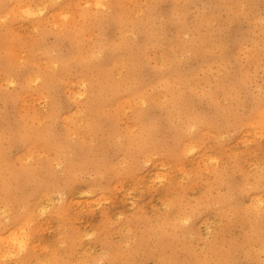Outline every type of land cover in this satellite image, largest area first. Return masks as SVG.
I'll list each match as a JSON object with an SVG mask.
<instances>
[{"label": "rangeland", "instance_id": "rangeland-1", "mask_svg": "<svg viewBox=\"0 0 264 264\" xmlns=\"http://www.w3.org/2000/svg\"><path fill=\"white\" fill-rule=\"evenodd\" d=\"M28 1L32 2L34 7L35 4L39 2L46 3L47 0ZM24 2L25 0H0V151L4 152L2 153L1 151V158L5 160V165L7 164L6 168L11 170V173L6 170L8 187L11 185L7 189L6 195L9 194L8 197L12 200L14 198L11 199V197L16 192L22 198H18L12 203L14 204L12 209H6L8 215H6V219L4 217L0 218V228L5 227V230L2 229V233L5 234L6 232L7 236L6 239L0 237V258H4L8 264H17L18 261L22 263L25 261L24 264H175L176 262V264H180L185 256H189L188 252L180 245H177V242L175 245L174 242L163 237L166 232L162 228L168 224L167 222L172 220V223L170 222L167 225V228H170L169 230L167 229V232L173 231L174 228L178 234L187 232L184 239L191 244L188 248H192L195 251V255L199 254V257H203L206 260V256L211 254L207 257V262L202 260V264L221 263L217 258L216 260L213 258L215 254L211 252L210 246L217 243L221 248L223 246L224 249H228L231 243H239L243 237H247L249 240V244L245 245V252L242 249H238L232 253L231 257L234 258H230L225 264H264V260H262L264 259V240H262L264 239V234H262V231H264L262 229L264 227V215H262L264 214V203H262L264 202L262 201L264 200L262 198L264 196V183H262L264 182V178H262L264 177V168H262L264 167L262 166L264 165L262 164L264 163V90H262L264 89V0H102V3L99 4L96 3L97 0H49L44 9L42 8L38 15H33L32 17L31 15L28 16L25 11L23 12ZM17 5L20 6V9ZM137 7H142L143 9H138ZM148 7L152 10L147 11ZM56 9L59 12L58 16L53 14ZM135 10L140 11H137L139 13L136 14ZM178 12L181 13L179 14L180 16L177 15ZM131 14L133 17H131ZM3 15L5 16L3 17ZM120 15L124 17H120ZM206 15L208 18H206ZM210 16L212 17L211 19ZM60 17L61 19H58ZM126 17L127 19H125ZM207 19L209 22H207ZM55 21H57L56 24ZM133 24H135V27ZM85 27H89L90 31ZM47 29L48 31H46ZM122 29L127 34H124ZM150 30L153 33H150ZM84 31L87 32L88 40ZM190 32L191 34H189ZM81 33L83 34L81 35ZM98 33L104 36H98ZM175 33L181 35L178 36ZM90 34L91 37H89ZM132 35L134 38L136 37L135 40ZM58 37L59 39H57ZM98 42L100 43L99 45ZM122 42L124 43L121 44ZM125 44L130 45L132 48L128 47V45H126L127 47L124 46ZM198 44L199 46H196ZM84 46L91 48L88 50ZM103 46L104 48H102ZM172 46L175 47L173 48ZM181 47H184V49ZM191 47L193 48L191 49ZM83 48L89 52L83 50ZM109 48L111 51L113 50V53L109 51ZM182 50H184V53ZM79 51L80 54H78ZM137 51L138 53L140 52V56L137 55ZM98 52L100 53L98 54ZM92 53L93 55H91ZM126 53H128V57ZM252 53L253 55H251ZM161 56L164 57V61ZM90 57L94 59H90ZM99 57L102 58L100 59ZM223 57L224 59H222ZM45 58L59 62L63 59H69L70 64L67 66L69 71L65 70L67 79L66 76L62 79L53 74V80L56 78L52 82H57L58 84H52L51 82L48 85H46L43 77L36 81L33 80L32 78L38 75L39 72V75L45 74L43 62ZM78 59L89 60L88 62L92 65L94 63L93 66L100 64L103 68H107V72L112 71V74L110 73L112 77L104 80L101 79L100 73L95 75V72H93L91 73L92 79L94 76L97 78L98 75L99 78H97L95 84L91 85L92 83H88L87 80L88 75H83L82 71L79 70L80 67L76 63ZM129 59L133 62L130 63ZM171 59L174 61L173 63ZM116 66L120 67L116 68ZM137 66L139 67L137 68ZM10 68H12L11 72L8 73ZM129 71L133 78L129 77ZM124 75L126 76L124 77ZM122 77L123 79H121ZM164 77L166 79L169 78L167 79V84L170 85V90L163 88ZM42 79L44 83H42ZM130 79L131 81L129 82ZM136 79H138V82H135ZM195 80L198 81V85ZM82 81L86 85H80L83 83ZM100 81H102V84H100ZM108 82L111 83L108 84ZM68 83L69 85H67ZM126 83L129 84L127 85ZM193 83L195 84L194 86L192 85ZM53 85L54 87L52 88ZM174 85H176V88ZM93 87L94 91L92 92ZM182 88L184 92H182ZM191 90L193 91L191 92ZM208 91L209 93H207ZM82 92H85L83 93L84 95ZM90 94L92 96L93 94L95 95L92 97ZM111 95L113 97L110 98ZM138 96L145 98L143 103ZM99 97L102 99L101 101ZM134 97H138L137 99L141 103L138 104L139 100L134 99ZM175 97V102H172L171 99H175ZM178 97L181 99L180 101ZM183 97L188 100H184ZM121 98L122 100L125 99L124 102L121 101ZM128 98L129 101H134L135 105L131 101L126 104ZM156 98L157 100H155ZM148 100L150 105L144 104ZM185 101L187 103L190 101L192 104L188 105ZM159 102L160 104H158ZM176 102H178L177 105ZM142 104V108H147L145 109L146 112L141 109ZM186 104L189 109L185 106ZM87 105L88 107H96L101 114H97L99 111L95 112L96 108L91 114L90 112L87 113V109L84 108ZM220 105H223V109ZM136 107L137 109H135ZM180 108L184 109L180 110ZM138 109L141 112L143 111L139 119L134 116L135 111L141 113ZM81 110L84 113L79 118ZM177 112L179 115L181 112L183 118L181 115H177ZM166 113L170 119H168ZM91 115L99 116L95 117V120L91 118L85 120V117H91ZM201 117H204V121ZM191 118L195 119L196 125L193 126V129L187 126L188 129L186 127L183 131L182 124ZM173 120L176 124L173 123ZM207 120L211 121L208 123ZM91 121L94 122L91 123ZM96 122L98 124L94 125ZM90 123L92 126L89 125ZM148 124L151 126L149 127ZM139 126L146 129L143 130ZM94 127V132H92ZM90 128L92 129L90 130ZM132 130L134 131L132 132ZM140 131L143 133H140ZM137 133L140 135H137ZM188 141L192 143L189 144ZM191 148L193 151H191ZM224 155H226L225 160ZM195 162L197 163L195 164ZM253 163L256 164L254 165ZM252 168L254 169L252 170ZM256 171H259V173ZM160 175H162V178ZM40 180L42 182H39ZM254 180H257L256 183L258 184H256V187H259L258 190H253L255 188L252 187V189L250 185H247L248 183L245 184L249 181L253 183ZM244 184L248 188L245 189L243 187ZM51 185H56V188L52 189L53 191L50 190ZM240 188H243L241 193L239 191ZM21 190L23 191L21 192ZM22 193L24 194L23 196ZM0 196H2L1 193ZM259 198L262 200L257 201ZM19 199L21 203H19ZM204 199L205 201H203ZM255 199H257V202H255ZM247 203L249 204L246 205ZM229 204L231 205L230 207L228 206ZM258 205L261 209H258ZM248 206L249 208L247 209ZM231 207L235 210L237 209V214L232 213L233 209ZM219 209L222 213L219 212ZM257 209L259 212L256 211ZM13 214H15V217ZM220 214L225 216V220L221 219ZM244 214L246 216L243 217ZM25 218L29 222L24 224L22 219L25 220ZM176 220H179L178 223L175 222ZM253 220H255L254 223ZM235 222L236 224H234ZM161 224L163 226L160 229L158 226ZM176 224L179 226L177 227ZM255 227L260 228L258 231L260 236H262L261 238L253 237ZM14 232L18 233L15 234ZM19 232L21 237L18 236ZM18 237L22 241H17ZM10 238L11 240H9ZM66 240L68 243H66ZM258 240L260 241L258 242ZM23 242L26 245L24 247L25 252L22 250L23 246L20 248V244L22 243L21 245H23ZM251 242L252 244H250ZM17 244L19 250H21L19 252ZM248 247L249 249H247ZM180 248L182 249L180 250ZM1 256L4 257L2 258ZM211 258L215 261L214 263Z\"/></svg>", "mask_w": 264, "mask_h": 264}, {"label": "bare ground", "instance_id": "bare-ground-1", "mask_svg": "<svg viewBox=\"0 0 264 264\" xmlns=\"http://www.w3.org/2000/svg\"><path fill=\"white\" fill-rule=\"evenodd\" d=\"M20 1H21V0H20ZM33 1H34V0H33ZM41 1H45V0H41ZM47 1H49V0H47ZM47 1H46V3H44V2H39V3L35 4V6L33 7V6H32V5H33L32 2H30V1H28V0H25V2H24V6H23V8H24V9H23V12L25 11V12L28 14V16L31 15V17H32L33 15H38V13H40V11L42 10V8L44 9L45 5H47V3H49V2H47ZM56 1H57V0H56ZM130 1H131V0H130ZM203 1H204V0H203ZM214 1H215V0H214ZM253 1H254V0H253ZM17 2H18V1H17ZM85 2H86V1H85ZM153 2H154V1H153ZM158 2H159V1H158ZM193 2H194V1H193ZM193 2H192V3H193ZM200 2H201V1H200ZM246 2H247V1H246ZM246 2H245V3H246ZM18 3H20V2H18ZM41 3H42V5H40ZM54 3H55V2H54ZM83 3H84V2H83ZM96 3H98V4H99V3H102V0H97ZM116 3H117V2H116ZM116 3H115V4H116ZM155 3H156V2H155ZM15 4H16V3H15ZM74 4H75V3H74ZM142 4H143V3H142ZM144 4H145V3H144ZM200 4H201V3H200ZM208 4H209V3H208ZM210 4H211V3H210ZM12 5H13V4H12ZM50 5H51V4H50ZM82 5H83V4H82ZM117 5H118V3H117ZM154 5H155V4H154ZM239 5H240V4H239ZM244 5H246V4H244ZM17 6H19V5H17ZM100 6H101V5H100ZM170 6H171V5H170ZM212 6H213V5H212ZM35 7H36V8H35ZM97 7H98V6H97ZM102 7H103V5H102ZM115 7H116V6H115ZM115 7H114V8H115ZM144 7H145V6H144ZM146 7H147V6H146ZM11 8H12V7H11ZM58 8H60V7H58ZM70 8H72V7H70ZM75 8H76V7H75ZM83 8H85V7H83ZM103 8H104V7H103ZM116 8H117V7H116ZM137 8H138V7H137ZM141 8H142V7H141ZM141 8H138V9H141ZM153 8H154V7H153ZM187 8H188V7H187ZM196 8H197V7H196ZM203 8H204V7H203ZM2 9H3V8H2ZM19 9H20V6H19ZM45 9H46V8H45ZM135 9H136V8H135ZM142 9H143V8H142ZM238 9H239V8H238ZM248 9H249V8H248ZM15 10H16V8H15ZM59 10H60V9H59ZM84 10H85V9H84ZM132 10H133V9H132ZM148 10L151 11L152 9L148 7L147 11H148ZM43 11H44V10H43ZM55 11H56V13H55ZM55 11H54L53 14H55V15L58 16V14H59L58 10L56 9ZM63 11H64V9H63ZM68 11L70 12V10H68ZM87 11H88V10H87ZM105 11H106V10H105ZM135 11H136V10H135ZM135 11H134V12H135ZM137 11H140V10H137ZM137 11H136V14L139 13V12L137 13ZM243 11H244V10H243ZM246 11H247V10H246ZM57 12H58V13H57ZM98 12H99V11H98ZM100 12H101V11H100ZM201 12H202V11H201ZM18 13H19V12H18ZM60 13H61V12H60ZM67 13H68V12H67ZM85 13H86V12H85ZM120 13H121V12H120ZM131 13H132V12H131ZM173 13H174V11H173ZM230 13H231V11H230ZM237 13H238V12H237ZM244 13H245V12H244ZM0 14H1V13H0ZM50 14H51V13H50ZM79 14H80V13H79ZM91 14H92V13H91ZM98 14H99V13H98ZM98 14H97V15H98ZM128 14H129V13H128ZM179 14H181V13L178 12L177 15L180 16ZM88 15H89V14H88ZM88 15H87V16H88ZM111 15H112V14H111ZM133 15H135V14H133ZM217 15H218V13H217ZM234 15H235V14H234ZM234 15H233V16H234ZM246 15H247V14H246ZM4 16H5V15H3V17H4ZM15 16H16V15H15ZM42 16H43V15H42ZM51 16H52V15H51ZM89 16H91V15H89ZM94 16H95V15H94ZM99 16H101V15H99ZM121 16H122V15H120V17H121ZM127 16H128V15H127ZM135 16H136V15H135ZM137 16H138V15H137ZM151 16H152V15H151ZM151 16H150V17H151ZM178 16H176V17H178ZM206 16H207V15H206ZM212 16H213V15H212ZM85 17H86V16H85ZM96 17H97V16H96ZM96 17H95V18H96ZM112 17H113V16H112ZM122 17H124V16H122ZM131 17H133L132 14H131ZM148 17H149V14H148ZM160 17H161V16H160ZM182 17H183V16H182ZM182 17H181V18H182ZM231 17H232V16H231ZM43 18H44V17H43ZM46 18H47V17H46ZM50 18H51V17H50ZM87 18H88V17H87ZM89 18H90V17H89ZM114 18H115V17H114ZM145 18H146V17H145ZM145 18H144V20H145ZM185 18H186V17H185ZM206 18H208V16H207ZM211 18H212V17L210 16V19H211ZM1 19H2V18H1ZM8 19H9V18H8ZM41 19H42V18H41ZM41 19H40V20H41ZM47 19H48V18H47ZM58 19H61V17L58 18ZM74 19H75V18H74ZM78 19H79V18H78ZM91 19H92V18H91ZM98 19H99V18H98ZM101 19H102V17H101ZM125 19H127V17H126ZM156 19H157V18H156ZM158 19H159V18H158ZM182 19H183V18H182ZM202 19H203V18H202ZM4 20H5V18H4ZM33 20H34V19H33ZM55 20H56V19H55ZM87 20H88V19H87ZM103 20H104V19H103ZM133 20H134V19H133ZM137 20H138V19H137ZM204 20H205V19H204ZM0 21H1V20H0ZM67 21H68V20H67ZM82 21H83V20H82ZM94 21H96V20H94ZM99 21H100V20H99ZM174 21H175V20H174ZM217 21H218V20H217ZM38 22L40 23V21H38ZM38 22H36V23L38 24ZM123 22H124V21H123ZM125 22H126V21H125ZM130 22H131V21H130ZM150 22H151V21H150ZM176 22H178V21H176ZM179 22H180V21H179ZM207 22H209L208 19H207ZM255 22H256V21H255ZM2 23H3V21H2ZM36 23H35V24H36ZM56 23H57V21H55V24H56ZM63 23H65V22H63ZM78 23H79V22H78ZM93 23H94V22H93ZM96 23H98V22H96ZM96 23H95V24H96ZM132 23H133V22H132ZM180 23H181V22H180ZM183 23H184V22H183ZM232 23H233V22H232ZM16 24H17V23H16ZM21 24H22V23H21ZM32 24H33V23H32ZM85 24H86V23H85ZM98 24H99V23H98ZM98 24H97V25H98ZM115 24H116V23H115ZM136 24H137V22H136ZM141 24H142V23H141ZM150 24H151V23H150ZM150 24H149V25H150ZM155 24H156V23H155ZM172 24H173V23H172ZM184 24H185V23H184ZM8 25H9V24H8ZM27 25H28V24H27ZM38 25H39V24H38ZM61 25H62V24H61ZM64 25H65V24H64ZM71 25H72V24H71ZM89 25H90V23H89ZM133 25H134V27H135V24H133ZM175 25H176V24H175ZM179 25H181V24H179ZM190 25H191V24H190ZM208 25H209V24H208ZM17 26H18V25H17ZM20 26H21V25H20ZM31 26H32V25H31ZM40 26H41V25H40ZM69 26H70V25H69ZM101 26H102V25H101ZM101 26H99V27H101ZM177 26H178V24H177ZM181 26H182V25H181ZM183 26H184V25H183ZM57 27H58V26H57ZM99 27H95V28L98 29ZM120 27H122V26H120ZM134 27H133V28H134ZM147 27H148V26H147ZM202 27H203V26H202ZM19 28H20V27H19ZM33 28H35V27H33ZM44 28H45V27H44ZM85 28H86V27H85ZM88 28H89V27H88ZM88 28H86V29L89 30ZM150 28H151V27H150ZM150 28H149V29H150ZM183 28L185 29V27H183ZM226 28H227V27H226ZM22 29H23V28H22ZM59 29H61V28H59ZM62 29H63V28H62ZM92 29H93V28H92ZM127 29H128V28H127ZM127 29H125V30H127ZM134 29H135V28H134ZM162 29H163V28H162ZM188 29H189V28H188ZM188 29H187V30H188ZM190 29H191V28H190ZM203 29H204V28H203ZM20 30H21V29H20ZM20 30H19V31H20ZM74 30H75V29H74ZM99 30H100V29H99ZM103 30H104V29H103ZM135 30H137V29H135ZM152 30H153V29H152ZM180 30H181V28H180ZM180 30H179V31H180ZM33 31H34V30H33ZM41 31H42V30H41ZM46 31H48V29H47ZM60 31H61V30H60ZM60 31H59V33H61ZM65 31H66V30H65ZM70 31H71V30H70ZM85 31H86V30H85ZM85 31H84V32H85ZM89 31H90V30H89ZM89 31H88V32H89ZM122 31H124V30L122 29ZM130 31H131V30H130ZM176 31H178V30H176ZM183 31L185 32V30H183ZM219 31H220V30H219ZM219 31H218V32H219ZM135 32H136V31H135ZM141 32H142V31H141ZM181 32H182V30H181ZM220 32H221V31H220ZM59 33H57V34H59ZM64 33H65V32H64ZM74 33H75V32H74ZM123 33H124V34H127L126 31H124ZM129 33H130V32H129ZM131 33H132V32H131ZM139 33H140V32H139ZM142 33H143V32H142ZM150 33H153V31L151 32V30H150ZM186 33H187V32H186ZM21 34H22V32H21ZM67 34H68V33H67ZM67 34H66V35H67ZM82 34H83V33H81V35H82ZM88 34H89V33H88ZM95 34H96V33H95ZM124 34H123V35H124ZM136 34H137V33H136ZM155 34H156V33H155ZM175 34H177V33H175ZM189 34H191V32H190ZM189 34H188V35H189ZM30 35H31V34H30ZM42 35H43V34H42ZM62 35H63V34H62ZM70 35H71V34H70ZM77 35H78V34H77ZM96 35H97V34H96ZM96 35H95V36H96ZM101 35H103V34H101ZM101 35H99V33H98V36H101ZM142 35H143V34H142ZM153 35H154V34H153ZM177 35L180 36L181 34H180V35L177 34ZM186 35H187V34H186ZM17 36H18V35H17ZM32 36H34V35H32ZM38 36H39V34H38ZM92 36H94V35H92ZM103 36H104V35H103ZM126 36H127V35H126ZM129 36H130V35H129ZM138 36H139V35H138ZM189 36H190V35H189ZM70 37H71V36H70ZM72 37L74 38V36H72ZM75 37H76V36H75ZM83 37H84V36H83ZM85 37H86V39H87V37H88V36H87V32H85ZM85 37H84V38H85ZM89 37H91V34H90ZM105 37H106V36H105ZM119 37H120V36H119ZM130 37H131V36H130ZM132 37H133V35H132ZM143 37H144V36H143ZM182 37H183V36H182ZM197 37H198V36H197ZM35 38H36V37H35ZM62 38H64V37H62ZM102 38L104 39V37H102ZM128 38H129V37H128ZM133 38H134V37H133ZM180 38H181V37H180ZM57 39H59V37H58ZM77 39H78V38H77ZM89 39H91V38H89ZM126 39H127V38H126ZM130 39H131V38H130ZM135 39H136V37L134 38V40H135ZM146 39H147V38H146ZM149 39H150V38H149ZM188 39H189V38H188ZM194 39H196V38H194ZM200 39H202V38H200ZM227 39H228V37H227ZM15 40H16V39H15ZM87 40H88V39H87ZM87 40H86V43H87ZM101 40H102V39H101ZM101 40H99V41L101 42ZM107 40H108V39H107ZM182 40H183V39H182ZM192 40H193V39H192ZM192 40H191V43H192ZM31 41H32V40H31ZM35 41H36V40H35ZM102 41H103V40H102ZM131 41H132V40H131ZM136 41H137V40H136ZM186 41H187V40H186ZM188 41H189V40H188ZM194 41H195V40H194ZM199 41H200V40H199ZM227 41H228V40H227ZM74 42H75V41H74ZM74 42H73V43H74ZM88 42H89V41H88ZM129 42H130V41H129ZM132 42H133V41H132ZM189 42H190V41H189ZM189 42H188V43H189ZM200 42H202V41H200ZM254 42H255V41H254ZM36 43H37V42H36ZM56 43H57V42H56ZM86 43H85V45H86ZM123 43H124V42H122L121 44H123ZM134 43H135V42H134ZM177 43H178V42H177ZM179 43H180V42H179ZM198 43H199V42H198ZM202 43H203V42H202ZM202 43H200V45H202ZM215 43H216V42H215ZM228 43H229V42H228ZM59 44H60V43H59ZM77 44H78V42H77ZM87 44H88V43H87ZM94 44H95V42H94ZM96 44H97V43H96ZM99 44H100V43L98 42V45H99ZM101 44H103V43H101ZM115 44H116V42H115ZM115 44H114V45H115ZM128 44H129V43H128ZM128 44H125L124 46H126V45H128ZM130 44H131V42H130ZM135 44H136V43H135ZM184 44H185V41H184ZM196 44H197V43H196ZM218 44H219V43H218ZM78 45H79V44H78ZM90 45H91V44H90ZM98 45H97V46H98ZM104 45H105V44H104ZM109 45H110V44H109ZM131 45H132V44H131ZM173 45H174V43H173ZM177 45H179V44H177ZM177 45H176V47H177ZM187 45H188V44H187ZM194 45H195V44H194ZM216 45H217V43H216ZM219 45H220V44H219ZM26 46H27V45H26ZM79 46H80V45H79ZM101 46H102V45H101ZM105 46H106V45H105ZM133 46H136V45H133ZM158 46H160V45H158ZM158 46H157V47H158ZM169 46H171V45L169 44ZM181 46H183V44H181ZM192 46H193V45H192ZM196 46H199V44L196 45ZM228 46H229V45H228ZM4 47H5V46H4ZM57 47H58V45H57ZM73 47H74V46H73ZM84 47L87 48V46H84ZM111 47H112V44H111ZM111 47H110V48H111ZM126 47H127V46H126ZM128 47H131V46L128 45ZM137 47H138V44H137ZM141 47H142V46H141ZM141 47H140V48H141ZM157 47H156V48H157ZM172 47H173V46H172ZM174 47H175V46H174ZM174 47H173V48H174ZM242 47H243V46H242ZM45 48H46V47H45ZM45 48H44V49H45ZM89 48H91V47L88 46L87 49L89 50ZM96 48H97V47H96ZM102 48H104V46H103ZM110 48H109V51L113 53V50L111 51L112 48H111V49H110ZM114 48H115V46H114ZM121 48H123V46H121ZM124 48H125V47H124ZM131 48H132V47H131ZM134 48H135V47H134ZM178 48L180 49L179 46H178ZM181 48H182V47H181ZM192 48H193V47H191V49H192ZM198 48H199V47H198ZM198 48H197V50H198ZM206 48H207V47H206ZM217 48H218V47H217ZM12 49H13V48H12ZM25 49H26V48H25ZM74 49H75V48H74ZM87 49H84V48H83V50H86V51H87ZM92 49H93V50H96V49H94V48H92ZM99 49H100V47H99ZM125 49H126V48H125ZM125 49H124V50H125ZM128 49H129V48H128ZM142 49H143V48H142ZM142 49H141V50H142ZM168 49L170 50V48H168ZM175 49H177V48H175ZM182 49H184V47H183ZM186 49H187V48H186ZM189 49H190V48H189ZM191 49H190V50H191ZM195 49H196V48H195ZM208 49H209V48H208ZM208 49H207V50H208ZM26 50H27V49H26ZM48 50H49V49H48ZM52 50H53V49H52ZM72 50H73V49H72ZM72 50H71V52H72ZM97 50H98V49H97ZM114 50H115V49H114ZM121 50H122V49H121ZM135 50H137V49H135ZM144 50H145V49H144ZM144 50H143V53H144ZM177 50H178V49H177ZM190 50H189V51H190ZM246 50H247V49H246ZM50 51H51V50H50ZM57 51H58V50H57ZM61 51H62V50H61ZM86 51H85V52H86ZM139 51H140V50H139ZM170 51H171V50H170ZM174 51H175V50H174ZM182 51H183V53H184V50H182ZM185 51H186V50H185ZM193 51L196 52V50H194V49H193ZM242 51H243V50H242ZM13 52H14V51H13ZM29 52H30V51H29ZM37 52H38V51H37ZM45 52H46V51H45ZM85 52H84V53H85ZM87 52H89V51H87ZM133 52H135V51H133ZM148 52H149V51H148ZM180 52H181V51H180ZM221 52H222V51H221ZM2 53H3V52H2ZM50 53H52V52H50ZM99 53H100V52H98V54H99ZM112 53H111V54H112ZM114 53H115V52H114ZM135 53H136V52H135ZM137 53H138V51H137ZM139 53H140V52H139ZM139 53H138L137 55H139ZM149 53H150V52H149ZM185 53H186V52H185ZM190 53H191V52H190ZM202 53H203V52H202ZM207 53H208V52H207ZM14 54H15V53H14ZM44 54H46V53H44ZM52 54H53V53H52ZM78 54H80V51H79ZM81 54H82V53H81ZM141 54H142V53H141ZM158 54H159V53H158ZM158 54H157V55H158ZM160 54H161V53H160ZM177 54H178V53H177ZM245 54H246V53H245ZM46 55H47V54H46ZM67 55H69V54H67ZM91 55H93V53H92ZM91 55H90V56H91ZM94 55H95V54H94ZM115 55H116V54H115ZM115 55H114V56H115ZM127 55H128V53H126V56H127ZM133 55L136 57L135 54H133ZM133 55H132V56H133ZM147 55H149V54L147 53ZM180 55L182 56V54H180ZM223 55H224V54H223ZM230 55H231V54H230ZM236 55H237V54H236ZM251 55H253V53H252ZM23 56H24V55H23ZM32 56H33V54H32ZM59 56H60V55H59ZM80 56H82V55H80ZM86 56H87V55H86ZM88 56H89V54H88ZM101 56H102V55H101ZM124 56H125V54H124ZM139 56H140V55H139ZM221 56H222V55H221ZM241 56H242V55H241ZM243 56H244V55H243ZM77 57H79V56H77ZM97 57H98V56H97ZM112 57H113V56H112ZM127 57H128V56H127ZM127 57H126V59L128 60ZM153 57H154V56H153ZM158 57H159V55H158ZM161 57H162V56H161ZM161 57H160V58H161ZM219 57H220V56H219ZM28 58H29V57H28ZM28 58H27V59H28ZM33 58H34V57H33ZM52 58H53V57H52ZM65 58H67V57H65ZM74 58H76V57H74ZM82 58H83V57H82ZM86 58H87V57H86ZM92 58H93V57H92ZM92 58L90 57V59H92ZM99 58H100V57H99ZM101 58H102V57H101ZM101 58H100V59H101ZM124 58H125V57H124ZM124 58H123V59H124ZM132 58L134 59V57H132ZM137 58H138V57H137ZM162 58H163V61H164V57H162ZM171 58H172V57H171ZM174 58H176V57H174ZM227 58H228V57H227ZM71 59H72V58H71ZM76 59H77V58H76ZM93 59H94V58H93ZM97 59H98V58H97ZM121 59H122V58H121ZM139 59H141V58H139ZM139 59H138V60H139ZM144 59H145V58H144ZM155 59H156V58H155ZM165 59H166V58H165ZM167 59H168V58H167ZM169 59H170V58H169ZM222 59H224V57H223ZM13 60H14V59H13ZM58 60H59V59H58ZM74 60H75V59H74ZM127 60H126V61H127ZM129 60H130V59H129ZM159 60H160V59H159ZM161 60H162V59H161ZM173 60H174V59H173ZM219 60H220V59H219ZM244 60H245V59H244ZM19 61H20V60H19ZM21 61H22V60H21ZM34 61H35V60H34ZM61 61H62V62H61ZM61 61L59 62V61H57V60H53V59L49 60V59L45 58V59L43 60V62H44V66H45V68H44V70H45L44 73H45V74H44V75H39L40 72L38 73V75L32 74V75H35L32 79L36 81V80L40 79L41 77H43V79H44L46 85H48L49 83L52 82L53 77H54L53 74L56 75V77H59V78L64 79L63 77H65L66 74H67V72L65 73V70H66V71H67V70L69 71V68L67 69V66L70 64V60H69V59H68V60L63 59V60H61ZM88 61H89V60H86V59H78V62H76L77 65H78V67H80L79 70L82 71L83 75H88V77H87L88 83H90V84L92 83L91 85L95 84V82L97 81V78H99V77H98L99 75L102 77L101 79H104V80L107 79L108 77H112V75H111V74H112V73H111L112 71H111V72H109V71L107 72V70H106L107 68H103V66H101L100 64H97L96 66H93L94 63H93V65H92V64L89 63ZM139 61H140V60H139ZM168 61H169V60H168ZM168 61H167V62H168ZM171 61H172V59H171ZM176 61H177V60H176ZM43 62H42V63H43ZM102 62H103V61H102ZM111 62H112V61H111ZM111 62H109V63H111ZM115 62H116V60H115ZM115 62H113V64H115ZM120 62H122V61L120 60ZM131 62H133V61L130 60V63H131ZM158 62H159V61H158ZM173 62H174V61H172V63H173ZM16 63H17V62H16ZM95 63H96V62H95ZM130 63H127V64H130ZM136 63H137V62H136ZM143 63H144V62H143ZM165 63H166V62H165ZM210 63H211V62H210ZM122 64H123V63H122ZM134 64H135V63H134ZM138 64H139V63H138ZM138 64H137V65H138ZM157 64H158V63H157ZM160 64H162V63L160 62ZM163 64H164V62H163ZM167 64H169V63H167ZM230 64H231V63H230ZM22 65H23V64H22ZM75 65H76V64H75ZM75 65H74V66H75ZM99 65H100V66H99ZM173 65H174V64H173ZM173 65H172V66H173ZM97 66H99V67H97ZM114 66H115V65H114ZM121 66H122V65H121ZM123 66H125V65L123 64ZM123 66H122V67H123ZM127 66H128V65H127ZM134 66H135V65H134ZM157 66H158V65H157ZM159 66H160V65H159ZM12 67H13V66H12ZM95 67H97V68H95ZM112 67H113V66H112ZM117 67H120V66H116V68H117ZM125 67H126V66H125ZM131 67H133V66H131ZM138 67H139V66H137V68H138ZM164 67H165V66H164ZM164 67H163V68H164ZM175 67H176V66H175ZM256 67H257V66H256ZM72 68H73V67H72ZM76 68H77V67H76ZM93 68H95V69H93ZM220 68H221V67H220ZM11 69H12V68L8 69V70H9L8 73L11 72ZM74 69H75V68H74ZM158 69H159V68H158ZM172 69H173V68H172ZM253 69H254V68H253ZM70 70H71V68H70ZM112 70H113V68H112ZM119 70H120V69H119ZM139 70H140V69H139ZM80 71H79V72H80ZM115 71H116V70H115ZM120 71H121V70H120ZM127 71H128V70H127ZM72 72H74V71H72ZM93 72H95V75H96L97 73H100V74L97 76V78L94 76L93 79H92V76H91L92 74H91V73H93ZM122 72H124V71H122ZM215 72H216V71H215ZM255 72H256V71H255ZM13 73H14V72H13ZM70 73H71V71H70ZM110 73H111V74H110ZM113 73H114V72H113ZM129 73H130V71H129ZM10 74H11V73H10ZM68 74H69V73H68ZM75 74H76V73H75ZM116 74H117V73H116ZM120 74H121V73H120ZM14 75H16V74H14ZM32 75H31V76H32ZM121 75H122V74H121ZM128 75H130L129 77H131V73L128 74ZM128 75H127V76H128ZM132 75H133V74H132ZM156 75H157V74H156ZM254 75H255V74H254ZM10 76H11V75H10ZM76 76H77V75H76ZM118 76H119V73H118ZM125 76H126V75H124V77H125ZM133 76H134V75H133ZM218 76H220V75H218ZM17 77H18V75H17ZM56 77H55V78H56ZM114 77H115V76H114ZM120 77H121V76H120ZM175 77H176V76H175ZM251 77H252V76H251ZM55 78H54L53 81H55ZM115 78H116V77H115ZM131 78H133V77H131ZM142 78H143V77H142ZM181 78H182V76H181ZM181 78H180V80H181ZM214 78H215V77H214ZM43 79H42V83H44ZM66 79H67V76H66ZM110 79H111V78H110ZM112 79H113V78H112ZM116 79H117V78H116ZM119 79H120V78H119ZM121 79H123V77H122ZM167 79H169V78H167ZM167 79H166L165 77L163 78V88H165V89H169V87H170V85L167 84V83H168V82H167ZM28 80H29V79H28ZM80 80H81V79H80ZM82 80L84 81V79H82ZM98 80H99V79H98ZM107 80H108V79H107ZM107 80H106V81H107ZM180 80H179V81H180ZM31 81H32V80H31ZM62 81H63V80H62ZM68 81H69V80H68ZM83 81H82V82H83ZM102 81H103V80H102ZM102 81H100V84H102ZM106 81H105V83H106ZM109 81H111V80H109ZM114 81H115V79H114ZM126 81H127V80H126ZM130 81H131V79L129 80V82H130ZM66 82H67V81H66ZM74 82H75V81H74ZM79 82H81V81H79ZM135 82H138V79H136ZM170 82H171V81H170ZM195 82H197V85L199 84L198 81L195 80ZM195 82H194V83H195ZM11 83H12V82H11ZM34 83H35V82H34ZM53 83L56 84L57 82H52V84H53ZM72 83H73V82H72ZM103 83H104V82H103ZM105 83H104V84H105ZM109 83H111V82H108V84H109ZM113 83H114V82H113ZM113 83H112V84H113ZM133 83H134V82H133ZM161 83H162V82H161ZM194 83L192 84L193 86L195 85ZM57 84H58V83H57ZM77 84H78V83H77ZM104 84H103V86H104ZM108 84H107V85H108ZM126 84H127V83H126ZM128 84H129V83H128ZM128 84H127V85H128ZM131 84H132V83H131ZM172 84H174V83H172ZM42 85H43V84H42ZM44 85H45V84H44ZM46 85H45V87H46ZM67 85H69V83H68ZM80 85H83V86H84V85H86V84H85V82H83V83L80 84ZM110 85H111V84H110ZM113 85H114V84H113ZM154 85H155V84H154ZM177 85H179V84H177ZM218 85H219V84H218ZM36 86H37V85H36ZM83 86H82V87H83ZM99 86H100V85H99ZM99 86H98V87H99ZM105 86H106V85H105ZM111 86H112V85H111ZM115 86H116V85H115ZM124 86H125V85H124ZM131 86H132V85H131ZM172 86H173V85H172ZM181 86L183 87V85H181ZM188 86H189V84H188ZM190 86H191V85H190ZM200 86H202V85H200ZM53 87H54V85L52 86V88H53ZM70 87H72V86H70ZM70 87H69V88H70ZM86 87H87V86H86ZM91 87H92V86H91ZM118 87H119V85H118ZM121 87H123V86L121 85ZM126 87L129 88L130 86H126ZM151 87H152V86H151ZM151 87H150V88H151ZM174 87L176 88V85H174ZM227 87H228V86H227ZM227 87H226V89H227ZM18 88H19V87H18ZM49 88H50V87H49ZM106 88L108 89V87H106ZM113 88H114V87H113ZM119 88H120V87H119ZM123 88H124V87H123ZM155 88H156V87H155ZM178 88H179V87H178ZM183 88H184V87H183ZM183 88H182L181 90H183ZM194 88H195V87H194ZM197 88H198V87H197ZM67 89H68V88H67ZM81 89H82V88H81ZM88 89H89V88H88ZM92 89H93V90H92ZM92 89H91V90H92V92H93V91H94V87H93ZM99 89H100V88H99ZM102 89H103V88H102ZM115 89H116V88H115ZM145 89H146V88H145ZM145 89H144V90H145ZM153 89H154V88H153ZM209 89H210V88H209ZM209 89H208V90H209ZM232 89H233V88H232ZM234 89H235V88H234ZM256 89H257V88H256ZM82 90H83V89H82ZM100 90H101V89H100ZM123 90H124V89H123ZM144 90H143V91H144ZM169 90H170V89H169ZM169 90H168V91H169ZM171 90H172V89H171ZM176 90H177V89H176ZM181 90H180V91H181ZM188 90H189V89H188ZM210 90H212V89H210ZM210 90H209V91H210ZM262 90H264V89H262ZM83 91H85V90H83ZM104 91H105V89H104ZM106 91H107V90H106ZM113 91H116V90H113ZM113 91H112V94H113ZM125 91H126V88H125ZM146 91H148V90H146ZM180 91H178V92H180ZM192 91H193V90H191V92H192ZM194 91H195V90H194ZM199 91H201V90L199 89ZM209 91H208L207 93H209ZM235 91H236V90H235ZM4 92L6 93V91H4ZM45 92H46V91H45ZM72 92H73V91H72ZM123 92H124V91H123ZM150 92H151V90H150ZM159 92H160V90H159ZM182 92H184V90H183ZM182 92H181V94H182ZM191 92H190V93H191ZM201 92H202V91H201ZM211 92H212V91H211ZM211 92H210V93H211ZM258 92H259V91H258ZM83 93H85V92H82V94H83ZM96 93L98 94L97 91H96ZM100 93H101V92H100ZM108 93H109V92H108ZM155 93H156V92H155ZM155 93H154V94H155ZM168 93H169V92H168ZM170 93H171V92H170ZM231 93H232V92H231ZM37 94H38V93H37ZM80 94H81V93H80ZM115 94H116V93H115ZM154 94H153V96H154ZM178 94H179V93H178ZM196 94H197V93H196ZM200 94H201V93H200ZM226 94H227V93H226ZM255 94H256V93H255ZM1 95H2V94H1ZM83 95H84V94H83ZM90 95H91V94H90ZM90 95H89V96H90ZM94 95H95V94H93V96H94ZM98 95H99V94H98ZM108 95H109V94H108ZM160 95H162V94H160ZM167 95H168V94H167ZM169 95L174 96V95H172V94H169ZM50 96H51V95H50ZM91 96H92V95H91ZM93 96H92V97H93ZM113 96H114V94H113ZM113 96L111 95L110 98L113 97ZM153 96H152V98H153ZM163 96H164V95H163ZM175 96H176V95H175ZM177 96H178V95H177ZM185 96H186V95H185ZM224 96H225V95H224ZM33 97H34V96H33ZM38 97H39V96H38ZM75 97H76V96H75ZM80 97H81V96H80ZM102 97H103V96H102ZM138 97H139V99L141 100V102L143 103L144 100H145V98H144V97H141V96H138ZM138 97H137V98H138ZM159 97H160V96H159ZM165 97H167V96H165ZM187 97H188V96H187ZM243 97H244V96H243ZM5 98H6V97H5ZM30 98H31V97H30ZM103 98H104V97H103ZM137 98L134 97V99L139 100V99H137ZM146 98H148V97H146ZM160 98H161V97H160ZM181 98H182V97H181ZM39 99H40V98H39ZM86 99H87V98H86ZM91 99H92V98H91ZM99 99H100V101L102 100L100 97H99ZM99 99H98V100H99ZM117 99H118V98H117ZM130 99H131V98H130ZM148 99H149V98H148ZM165 99H166V98H165ZM170 99H171V98H170ZM183 99H184V97H183ZM238 99H239V98H238ZM240 99H241V98H240ZM15 100H16V99H15ZM29 100H30V99H29ZM94 100H95V99H94ZM104 100H105V99H104ZM107 100H108V99H107ZM124 100H125V99H124ZM124 100H122V98H121V101L124 102ZM127 100H128V101H127L126 104H129L131 100L129 101V98H128ZM140 100H139L138 104L141 103ZM146 100H147V99H146ZM155 100H157V98H156ZM174 100H176V97H175V99H174V98L171 99L172 102H175ZM178 100L180 101L181 99L178 97ZM184 100L187 101L188 99L186 98V99H184ZM190 100H191V98H190ZM4 101H5V100H4ZM35 101H36V100H35ZM90 101H91V100H90ZM95 101H97V100H95ZM105 101H106V100H105ZM179 101H178V102H179ZM186 101H185V102H186ZM225 101H226V100H225ZM225 101H224V102H225ZM237 101H238V100H237ZM241 101H242V100H241ZM50 102H51V101H50ZM83 102H85V101H83ZM83 102H82V104H83ZM93 102H94V101H93ZM106 102H107V101H106ZM128 102H129V103H128ZM131 102H132V101H131ZM133 102H134V101H133ZM133 102H132V103H133ZM178 102H176V105H177ZM182 102H183V101H182ZM189 102H190V101H188V103H187V102H186V103H187L188 105H189V104L191 105L192 103H191V102L189 103ZM37 103H38V102H37ZM91 103H92V101H91ZM91 103H90V104H91ZM96 103H97V102H96ZM117 103H118V102H117ZM117 103H116V104H117ZM152 103H153V102H152ZM225 103H227V102H225ZM44 104H45V103H44ZM120 104H122V103H120ZM120 104H119V105H120ZM144 104H149V105H150L149 100H148L147 103H144ZM158 104H160V102H159ZM165 104H166V103H165ZM169 104H170V101H169ZM187 104H186L185 106H187ZM228 104H229V103H228ZM235 104H236V103H235ZM88 105H89V104H88ZM88 105H87V107H88ZM96 105H97V104H96ZM104 105H105V104H104ZM117 105H118V104H117ZM134 105H135V102H134ZM149 105H148V107H149ZM152 105H153V104H152ZM194 105H195V104H194ZM225 105H227V104H225ZM241 105H242V104H241ZM80 106H81V105H80ZM113 106H114V105H113ZM120 106H121V105H120ZM126 106H127V105H126ZM139 106H140V105H139ZM139 106H137V107H139ZM142 106H143V104L141 105V109H144V108H142ZM146 106H147V105H146ZM167 106H168V104H167ZM171 106H172V105H171ZM185 106H183V107L185 108ZM220 106H221V105H220ZM43 107H44V106H43ZM52 107H53V106H52ZM82 107H83V106H82ZM87 107L84 106V108L87 109V113L90 112V114H91L92 111L95 110V108H96V107H88V108H89V111H88V108H87ZM118 107H119V106H118ZM137 107H136L135 109H137ZM144 107H145V106H144ZM164 107H165V105H164ZM173 107H174V106H173ZM173 107H171V108H173ZM178 107H180V106L178 105ZM221 107H222V109H223V105H222ZM227 107H228V106H227ZM59 108H60V107H59ZM79 108H80V107H79ZM79 108H78V109H79ZM84 108H83V110H85ZM100 108H101V106H100ZM103 108H104V107H103ZM109 108H110V107H109ZM123 108H124V106H123ZM129 108H130V107H129ZM175 108H177V107H175ZM181 108H182V107H181ZM181 108H180V110H183V109H184V108H183V109H181ZM187 108H188V106H187ZM190 108H191V107H190ZM224 108H225V107H224ZM41 109H42V108H41ZM96 109H97V108H96ZM145 109H147V108H145ZM145 109H144V110H145ZM185 109H186V108H185ZM188 109H189V108H188ZM45 110H46V109H45ZM58 110H59V109H58ZM127 110H128V109H127ZM133 110H134V109H133ZM138 110H139V109H138ZM166 110H167V109H166ZM230 110H231V108H230ZM26 111H28V110H26ZM53 111H54V110H53ZM72 111H73V110H72ZM79 111H80V110H79ZM81 111H82V110H81ZM98 111H99V110L97 109L95 112H98ZM113 111H114V110H113ZM128 111H129V110H128ZM128 111H127V112H128ZM130 111H131V110H130ZM139 111H140V110H139ZM169 111H170V110H169ZM177 111H178V110H177ZM188 111H189V110H188ZM228 111H229V110H228ZM228 111H227V112H228ZM46 112H47V111H46ZM51 112H52V111H51ZM107 112H108V111H107ZM111 112H112V109H111ZM140 112H141V111H140ZM142 112H143V111H142ZM142 112L139 113V112H136V111H135V113H134V114H135V115H134L135 118L138 117V119H139V116H140V114H142ZM144 112H146V110H145ZM173 112H174V111H173ZM175 112H176V111H175ZM184 112H185V111H184ZM186 112H187V111H186ZM196 112H197V111H196ZM234 112H235V111H234ZM241 112H242V111H241ZM56 113H57V112H56ZM82 113H84V112L82 111V112L80 113L81 116L79 115V118L82 117ZM87 113H85V114H87ZM99 113H100V111H99L97 114H99ZM228 113H229V112H228ZM228 113H226V114L229 115ZM100 114H101V113H100ZM132 114H133V113H132ZM143 114H144V113H143ZM173 114H174V113H173ZM230 114H231V112H230ZM232 114H233V113H232ZM10 115H11V114H10ZM66 115H67V114H66ZM126 115H127V113H126ZM166 115H167V113H166ZM177 115H179L178 112H177ZM180 115H181V112H180ZM180 115H179V116H180ZM189 115H190V114H189ZM192 115H193V114H192ZM98 116H99V115H98ZM98 116H97V117H98ZM101 116H103V115H101ZM131 116H133V115H131ZM167 116H168V119H170V118H169V115H167ZM172 116H173V115H172ZM172 116H171V117H172ZM190 116H191V115H190ZM195 116H196V115H195ZM231 116H232V115H231ZM234 116H237V115H234ZM0 117H1V116H0ZM95 117H96V116H94V115H91V117L87 116V117H85V120H88V119H90V118L93 119V120H95ZM97 117H96V118H97ZM148 117H149V116H148ZM159 117H160V116H159ZM173 117H174V116H173ZM181 117H182V115H181ZM237 117H238V116H237ZM37 118H38V117H37ZM54 118H55V117H54ZM61 118H62V117H61ZM101 118H102V117H101ZM101 118H100V119H101ZM121 118H122V117H121ZM145 118H146V117H145ZM182 118H183V117H182ZM201 118H203L202 120L204 121V117H201ZM232 118H233V117H232ZM9 119H10V118H9ZM105 119H106V118H105ZM131 119H133V118L131 117ZM148 119L150 120V118H148ZM234 119H235V118H234ZM13 120H14V119H13ZM38 120H39V119H38ZM62 120H63V119H62ZM82 120H83V119H82ZM102 120H103V119H102ZM135 120H136V119H135ZM135 120H134V121H135ZM171 120H172V119H171ZM182 120H184V119H182ZM259 120H260V119H259ZM40 121H41V120H40ZM40 121H39V122H40ZM136 121H137V120H136ZM196 121H197V120H196ZM207 121H208V120H207ZM207 121H205V122H207ZM209 121H211V120H209ZM209 121H208V123H209ZM260 121H261V120H260ZM43 122H44V121H43ZM92 122H94V121H91V123H92ZM138 122L140 123L139 120H138ZM142 122H143V120H142ZM146 122H147V119H146ZM166 122H168V121H166ZM199 122L201 123V121H199ZM258 122H259V121H258ZM52 123H53V122H52ZM64 123H65V121H64ZM79 123H80V122H79ZM85 123H86V122H85ZM91 123H90L89 125L92 126ZM99 123H100V122H99ZM101 123H102V122H101ZM128 123H129V122H128ZM136 123H137V122H136ZM173 123H174V120H173ZM179 123H180V121H179ZM208 123H207V124H208ZM250 123H251V122H250ZM260 123H261V122H260ZM39 124H40V123H39ZM39 124H38V126H40ZM43 124H44V123H43ZM95 124H98V123L96 122V123H94V125H95ZM129 124H130V123H129ZM155 124H156V123H155ZM174 124H176V123H174ZM207 124H205V125H207ZM212 124H213V123H212ZM212 124H211V125H212ZM113 125H114V124H113ZM135 125H137V124H135ZM139 125H140V124H139ZM143 125H144V124H143ZM146 125H147V124H146ZM194 125H196V124H195V119H194V118L188 119L187 122H184V124H182V126H183L182 128H184L183 131L185 130V128H186L187 126H188V127H192V129H193V126H194ZM197 125H198V124H197ZM77 126H78V125H77ZM148 126H149V124H148ZM150 126H151V125H150ZM150 126H149V127H150ZM152 126H153V124H152ZM213 126H214V125H213ZM240 126H241V125H240ZM261 126H262V125H261ZM42 127H43V126H42ZM78 127H79V126H78ZM89 127H90V126H89ZM96 127H97V125H96ZM139 127L142 128L141 126H139ZM153 127H154V126H153ZM159 127H160V126H159ZM177 127H178V125H177ZM177 127H176V128H177ZM188 127H187V129H188ZM195 127H197V126H195ZM87 128H88V127H87ZM115 128H116V127H115ZM137 128H138V127H137ZM45 129H46V128H45ZM72 129H73V128H72ZM91 129H92V128H90V130H91ZM94 129H95V127L92 129V130H93L92 132H94ZM128 129H129V128H128ZM142 129H143V128H142ZM145 129H146V128H145ZM145 129H143V130H145ZM194 129H195V128H194ZM8 130H9V128H8ZM90 130H89V131H90ZM107 130H108V129H107ZM118 130H119V129H118ZM151 130H152V129H151ZM175 130H176V129H175ZM178 130H179V129H178ZM97 131H98V130H97ZM97 131H96V132H97ZM103 131H104V129H103ZM108 131H109V130H108ZM133 131H134V130H132V132H133ZM179 131H180V130H179ZM181 131H182V130H181ZM204 131H205V130H204ZM207 131H208V130H207ZM39 132H40V131H39ZM68 132H69V131H68ZM90 132H91V131H90ZM132 132H131V133H132ZM135 132H136V131H135ZM141 132H142V131H140V133H141ZM144 132H145V131H144ZM176 132H177V130H176ZM190 132L193 133L192 130H190ZM190 132H189V133H190ZM202 132H203V131H202ZM37 133H38V132H37ZM87 133H88V132H87ZM111 133H113V132H111ZM142 133H143V132H142ZM217 133H218V132H217ZM0 134H1V133H0ZM77 134H78V133H77ZM81 134H82V133H81ZM155 134H157V133H155ZM177 134H178V132H177ZM180 134H181V133H180ZM203 134H204V133H203ZM79 135H80V134H79ZM137 135H140V134L137 133ZM137 135H136V136H137ZM178 135H179V134H178ZM247 135H249V134L247 133ZM0 136H1V135H0ZM6 136H7V135H6ZM67 136H68V135H67ZM184 136H186V135H184ZM184 136H183V137H184ZM212 136H213V135H212ZM221 136H222V135H221ZM223 136H224V135H223ZM28 137H29V136H28ZM42 137H43V136H42ZM105 137H106V136H105ZM213 137H214V136H213ZM224 137H225V136H224ZM226 137H227V136H226ZM237 137H238V136H237ZM254 137H255V136H254ZM111 138H112V137H111ZM140 138H141V137H140ZM147 138H148V137H147ZM239 138H241V137H239ZM38 139H39V138H38ZM75 139H76V138H75ZM188 139H189V138H188ZM220 139H221V138H220ZM236 139H237V138H236ZM261 139H262V138H261ZM192 140H193V139H192ZM224 140H225V139H224ZM226 140H227V138H226ZM175 141H176V140H175ZM184 141H185V140H184ZM193 141H194V140H193ZM260 141H261V140H260ZM186 142H187V141H186ZM253 142H254V141H253ZM255 142H258V141H255ZM71 143H72V142H71ZM188 143L190 144V143H192V142H189V141H188ZM188 143H186V144H188ZM200 143H201V142H200ZM221 143H222V140H221ZM236 143H237V142H236ZM240 143H241V142H240ZM246 143H247V142H246ZM138 144H139V143H138ZM194 144H195V143H194ZM231 144H233V143H231ZM238 144H239V143H238ZM80 145H81V144H80ZM80 145H79V146H80ZM98 145H99V144H98ZM183 145H185V144L183 143ZM247 145H248V144H247ZM131 146H132V145H131ZM187 146L189 147V145H187ZM219 146H220V145H219ZM244 146H245V145H244ZM3 147H4V146H3ZM191 147L193 148V145H192V144H191ZM223 147H224V146H223ZM245 147H246V146H245ZM58 148H60V147H58ZM61 148H62V147H61ZM71 148H72V147H71ZM128 148H129V147H128ZM131 148H132V147H131ZM192 148H191V151H193ZM216 148H217V147H216ZM221 148H222V147H221ZM239 148H240V147H239ZM10 149H11V148H10ZM63 149H64V148H63ZM72 149H73V148H72ZM115 149H117V148H115ZM255 149H256V148H255ZM64 150H65V149H64ZM153 150H154V149H153ZM164 150H165V148H164ZM188 150H189V148H188ZM207 150H208V149H207ZM1 151H2V150H1ZM1 151H0V193L2 194V196H0V205H1V207H0V208H1V211H0V218H1V217H4V218H5L6 215H7V213H6V209H7V210H8V208H9V210L12 209V208L14 207V204H12V203L15 202L16 199L21 198V197L19 196V194H17L16 192H14V194H13L12 197H11V199H12V198H14V199L10 200V197H8L9 194L6 195V192L8 191L7 189L11 187V185H9L10 187H8V183H7V180H6V178H7V177H6V170H7L9 173H11V172H10L11 170H10V168H9V169L6 168V165H7V164L5 165V160H3V159L1 158V157H2L1 154L4 153V152L2 151V153H1ZM57 151H58V150H57ZM186 151H187V150H186ZM214 151H215V150H214ZM258 151H259V150H258ZM58 152H59V151H58ZM143 152H144V151H143ZM235 152H236V151H235ZM64 153H65V152H64ZM91 153H92V152H91ZM202 153H203V152H202ZM210 153L212 154V152H210ZM232 153H233V152H232ZM236 154H237V153H236ZM28 155H29V154H28ZM64 155H65V154H64ZM67 155H68V154H67ZM184 155H186V154H184ZM203 155H204V153H203ZM234 155H235V154H234ZM257 155H258V154H257ZM5 156H6V155H5ZM23 156H24V155H23ZM29 156H30V155H29ZM29 156H28V157H29ZM61 156H63V155H61ZM65 156H66V155H65ZM121 156H122V155H121ZM210 156H212V155H210ZM225 156H226V155H224V160H225V158H226ZM25 157H26V156H25ZM79 157H80V156H79ZM154 157H155V156H154ZM169 157L171 158V156H169ZM47 158H48V157H47ZM51 159H52V158H51ZM80 159H81V158H80ZM87 159H88V158H87ZM145 159H146V158H145ZM159 159H160V158H159ZM187 159H188V157H187ZM199 159H200V158H199ZM219 159H220V158H219ZM222 159H223V158H222ZM244 159H245V158H244ZM64 160H65V159H64ZM101 160H102V159H101ZM148 160H149V159H148ZM176 160H177V159H176ZM192 160H193V159H192ZM25 161H26V160H25ZM57 161H58V159H57ZM84 161H85V160H84ZM96 161H97V160H96ZM128 161H129V160H128ZM144 161H145V160H144ZM166 161H167V160H166ZM166 161H163V162H166ZM221 161H222V160H221ZM22 162H23V161H22ZM172 162H174V161H172ZM191 162H192V161H191ZM197 162H198V161H197ZM197 162H195V164H196ZM226 162H228V161H226ZM6 163H7V162H6ZM153 163H154V162H153ZM158 163H159V162H158ZM224 163H225V161H224ZM240 163H241V162H240ZM257 163H258V162H257ZM58 164H59V163H58ZM60 164H61V163H60ZM101 164H103V162H101ZM143 164H144V163H143ZM143 164H142V165H143ZM161 164H162V162H161ZM161 164H160V165H161ZM178 164H179V163H178ZM184 164H185V163H184ZM184 164H183V165H184ZM207 164H208V163H207ZM253 164H254V163H253ZM255 164H256V163H255ZM255 164H254V165H255ZM258 164H259V163H258ZM262 164H264V163H262ZM9 165H10V164H9ZM164 165H165V164H164ZM76 166H77V165H76ZM178 166H179V165H178ZM222 166H223V164H222ZM262 166H264V165H262ZM7 167H8V166H7ZM9 167H10V166H9ZM70 167H71V166H70ZM95 167H96V166H95ZM102 167H103V166H102ZM151 167H152V166H151ZM166 167H167V166H166ZM173 167H175V166H173ZM176 167H177V166H176ZM220 167H221V166H220ZM223 167H225V166H223ZM260 167H261V165H260ZM51 168H52V167H51ZM71 168H72V167H71ZM80 168H81V167H80ZM163 168H164V167H163ZM171 168H172V167H171ZM194 168H195V167H194ZM205 168L207 169V167H205ZM213 168H214V167H213ZM215 168H216V166H215ZM250 168H251V167H250ZM256 168H257V167H256ZM262 168H264V167H262ZM262 168H261V169H262ZM11 169H12V168H11ZM13 169H14V168H13ZM55 169H57V168H55ZM161 169H162V168H161ZM161 169H160V170H161ZM184 169H185V168H184ZM184 169H183V170H184ZM221 169H222V168H221ZM224 169H225V168H224ZM253 169H254V168H252V170H253ZM259 169H260V168H259ZM38 170H39V169H38ZM99 170H100V169H99ZM101 170H102V169H101ZM179 170H180V169H179ZM191 170H192V169H191ZM191 170H190V171H191ZM14 171H17V170H14ZM202 171H203V170H202ZM261 171H262V170H261ZM12 172H13V171H12ZM54 172H55V171H54ZM59 172H60V170H59ZM185 172H186V171H185ZM192 172H193V171H192ZM248 172H249V171H248ZM256 172H257V171H256ZM55 173H56V172H55ZM98 173H99V172H98ZM120 173H121V172H120ZM162 173H163V172H162ZM165 173H166V172H165ZM201 173H202V172H201ZM257 173H259V171H258ZM79 174H80V173H79ZM85 174H86V173H85ZM93 174H94V173H93ZM137 174H138V173H137ZM155 174H156V173H155ZM163 174H164V173H163ZM172 174H173V173H172ZM182 174H183V173H182ZM187 174H188V173H187ZM14 175H15V174H14ZM14 175H13V177H14ZM19 175H20V173H19ZM19 175H18V176H19ZM75 175H77V174H75ZM95 175H96V174H95ZM180 175H181V174H180ZM185 175H186V174H185ZM18 176H16V177H18ZM77 176H78V175H77ZM160 176H161V178H162V175H160ZM182 176H183V175H182ZM188 176H189V175H188ZM11 177H12V175H11ZM19 177H20V176H19ZM170 177H171V176H170ZM172 177H173V176H172ZM225 177H226V176H225ZM261 177H262V176H261ZM8 178H9V177H8ZM14 178H15V177H14ZM133 178H134V177H133ZM181 178H183V177H181ZM181 178H179V179H181ZM187 178H188V177H187ZM187 178H186V179H187ZM262 178H264V177H262ZM12 179H13V178H12ZM19 179H21V178H19ZM36 179H37V178H36ZM51 179H52V178H51ZM100 179H101V178H100ZM175 179H176V178H175ZM177 179H178V178H177ZM219 179H220V178H219ZM17 180H18V179H17ZM41 180L43 181L42 178H41ZM41 180H40L39 182H42ZM120 180H121V178H120ZM37 181H38V180H37ZM79 181H80V180H79ZM163 181H164V180H163ZM15 182H16V181H15ZM32 182H33V181H32ZM120 182H121V181H120ZM191 182H192V181H191ZM193 182H194V181H193ZM256 182H257V180H254V181H253L254 185H253V183H252L251 181L246 182L245 184L248 183L247 185H250L251 188H252V187L255 188V189L252 188L253 190H258L259 187H256V184H258V183H256ZM16 183H17V182H16ZM45 183H46V181H45ZM45 183H44V184H45ZM48 183H49V181H48ZM48 183H47V184H48ZM177 183H178V182H177ZM197 183H198V182H197ZM249 183H251V184H249ZM262 183H264V182H262ZM17 184H18V183H17ZM163 184H164V183H163ZM181 184H182V183H181ZM200 184H201V183H200ZM227 184H228V183H227ZM245 184L243 185V187H245V189H246V188H248V186L246 187ZM100 185H101V184H100ZM115 185H116V184H115ZM133 185H134V184H133ZM195 185H196V184H195ZM204 185H205V184H204ZM252 185H253V186H252ZM261 185H262V184H261ZM20 186H21V185H20ZM55 186H56V185H55ZM55 186H52V185H51L50 190L55 189V188H56ZM130 186H131V185H130ZM158 186H159V185H158ZM175 186H176V185H175ZM175 186H174V188H175ZM13 187H14V186H13ZM18 187H19V186H18ZM49 187H50V186H49ZM57 187H58V186H57ZM132 187H133V186H132ZM160 187H161V186H160ZM182 187H183V186H182ZM260 187H261V186H260ZM15 188H16V187H15ZM140 188H141V187H140ZM150 188H152V187H150ZM172 188H173V186H172ZM187 188H188V187H187ZM190 188H191V187H190ZM195 188H196V187H195ZM18 189H19V188H18ZM21 189H23V188H21ZM88 189H89V188H88ZM241 189H243V188H240V190H239L240 193H241ZM12 190H13V189H12ZM79 190H80V189H79ZM82 190H83V189H82ZM170 190H171V189H170ZM177 190H178V189H177ZM197 190H198V189H197ZM247 190H248V189H247ZM22 191H23V190H21V192H22ZM52 191H53V190H52ZM242 191H243V190H242ZM244 191H245V190H244ZM74 192H75V191H74ZM84 192H85V191H84ZM172 192H173V191H172ZM175 192H176V191H175ZM219 192H220V191H219ZM247 192H248V191H247ZM41 193H42V192H41ZM62 193H63V192H62ZM79 193H81V192H79ZM79 193H78V194H79ZM103 193H104V192H103ZM201 193H202V192H201ZM214 193H215V192H214ZM48 194H49V193H48ZM50 194H51V193H50ZM198 194H199V193H198ZM23 195H24V194L22 193V196H23ZM44 195H45V193H44ZM168 195H170V194H168ZM230 195H231V194H230ZM6 196H7V197H6ZM62 196H63V195H62ZM198 196H199V195H198ZM253 196H254V195H253ZM97 197H98V196H97ZM170 197H171V196H170ZM225 197H226V196H225ZM229 197H230V196H229ZM42 198H43V197H42ZM92 198H93V197H92ZM166 198H167V197H166ZM183 198H184V197H183ZM233 198L235 199V197H233ZM262 198H264V196H262ZM21 199H22V198H21ZM56 199H58V198L56 197ZM69 199H70V198H69ZM201 199H202V198H201ZM260 199H261V198H259L258 200L255 199V202L259 201ZM51 200H53V199H51ZM103 200H104V199H103ZM103 200H102V201H103ZM168 200H169V199H168ZM224 200H225V199H224ZM224 200H223V201H224ZM256 200H257V201H256ZM261 200H262V199H261ZM18 201H19V203H21V200H20V199H19ZM36 201H37V200H36ZM48 201H49V200H48ZM59 201H60V200H59ZM203 201H205V199H204ZM223 201H222V202H223ZM226 201H227V200H226ZM235 201H236V200H235ZM262 201H264V200H262ZM262 201H261V202H262ZM99 202H100V201H99ZM169 202H170V201H169ZM207 202H208V201H207ZM230 202H231V201H230ZM245 202H246V201H245ZM255 202H254V203H255ZM22 203H23V202H22ZM36 203H37V202H36ZM47 203H48V202H47ZM50 203H51V202H50ZM57 203H58V202H57ZM66 203H67V202H66ZM233 203H235V202H233ZM259 203H260V202H259ZM262 203H264V202H262ZM55 204H56V201H55ZM68 204H69V203H68ZM236 204H237V203H236ZM248 204H249V203H247L246 205H248ZM256 204H257V203H256ZM39 205H40V204H39ZM43 205H44V203H43ZM102 205H103V204H102ZM185 205H186V203H185ZM204 205H205V204H204ZM44 206H45V205H44ZM50 206H52V205H50ZM169 206H170V205H169ZM228 206L230 207L231 205L229 204ZM228 206H227V207H228ZM237 206H238V205H237ZM249 206H250V205H249ZM249 206L247 207V209L249 208ZM253 206H254V205H253ZM59 207H60V206H59ZM162 207H163V206H162ZM255 207H256V206H255ZM257 207H258V209L260 208L259 205H258ZM37 208H38V207H37ZM41 208H42V207H41ZM41 208H40V210H41ZM48 208H49V207H48ZM48 208H47V209H48ZM51 208H52V207H51ZM168 208H169V207H168ZM184 208H185V207H184ZM231 208H232V207H231ZM231 208H230V209H231ZM182 209H183V208H182ZM230 209H229V210H230ZM232 209H233V208H232ZM255 209H256V208H255ZM258 209H257L256 211H258ZM260 209H261V208H260ZM31 210H32V209H31ZM152 210H153V209H152ZM186 210H187V209H186ZM219 210H220V209H219ZM251 210H252V208H251ZM253 210H254V208H253ZM19 211H20V210H19ZM41 211L44 212L43 209H42ZM63 211H64V209H63ZM68 211H69V210H68ZM153 211H154V210H153ZM165 211H166V210H165ZM261 211H262V210H261ZM8 212H9V211H8ZM13 212H14V211H13ZM66 212H67V211H66ZM155 212H156V211H155ZM162 212H163V211H162ZM166 212H167V211H166ZM203 212H204V211H203ZM219 212H221V210H220ZM258 212H259V211H258ZM14 213H15V212H14ZM22 213H23V212H22ZM147 213H148V212H147ZM156 213H157V212H156ZM156 213H155V214H156ZM159 213H160V211H159ZM221 213H222V212H221ZM232 213L237 214V209H236V210L233 209ZM243 213H244V211H243ZM252 213H253V212H252ZM139 214H140V213H139ZM199 214H200V213H199ZM201 214H202V213H201ZM217 214L219 215V213H217ZM238 214H239V213H238ZM241 214H242V213H241ZM255 214H256V213H255ZM255 214H254V216H255ZM260 214H261V213H260ZM13 215H14V217H15V214H13ZM13 215H12V216H13ZM22 215H23V214H22ZM148 215H149V214H148ZM160 215H161V214H160ZM213 215H215V214H213ZM220 215H221V216H220L221 219L225 220V216H223L222 214H220ZM262 215H264V214H262ZM7 216H8V215H7ZM229 216H230V215H229ZM232 216H233V215H232ZM244 216H246V215L244 214L243 217H244ZM20 217H21V216H20ZM66 217H67V216H66ZM108 217H109V216H108ZM108 217H107V218H108ZM169 217H170V216H169ZM182 217H183V215H182ZM186 217H188V216H186ZM205 217H207V216H205ZM230 217H231V216H230ZM230 217H229V218H230ZM243 217H242V218H243ZM256 217H257V216H256ZM256 217H255V219H256ZM4 218H3V220L5 221L6 218H5V219H4ZM155 218H156V217H155ZM173 218H174V217H173ZM212 218H213V217H212ZM235 218H236V216H235ZM238 218H239V217H238ZM259 218H260V217H259ZM1 219H2V218H1ZM9 219H10V218H9ZM29 219H30V218H29ZM111 219H112V218H111ZM146 219H147V218H146ZM176 219H177V218H176ZM182 219H186V218H182ZM201 219H202V218H201ZM245 219H246V218H245ZM170 220H171V219H170ZM174 220H175V218H174ZM227 220H228V218H227ZM258 220H259V219H258ZM64 221H65V220H64ZM141 221H142V220H141ZM171 221H172V220H171ZM171 221H170V222H171ZM178 221H179V220H176L175 222L178 223ZM182 221H183V220H182ZM200 221H201V220H200ZM202 221H203V220H202ZM233 221H234V220H233ZM242 221H243V220H242ZM254 221H255V220H253V223H254ZM2 222H3V221H2ZM5 222H7V221H5ZM22 222L25 224V223H27V222H29V221L25 218V220L22 219ZM30 222H31V221H30ZM170 222H167V223H168L167 225H169ZM175 222H174V223H175ZM183 222H185V221H183ZM246 222H247V221H246ZM3 223H4V222H3ZM62 223H63V222H62ZM65 223H66V222H65ZM105 223H106V222H105ZM111 223H112V222H111ZM171 223H172V222H171ZM198 223H199V222H198ZM202 223H203V222H202ZM211 223H212V222H211ZM211 223H209V224H211ZM243 223H245V222L243 221ZM256 223H258V222L256 221ZM40 224H41V223H40ZM100 224H101V223H100ZM108 224H109V223H108ZM141 224H142V223H141ZM181 224H182V222H181ZM227 224H228V222H227ZM234 224H236V222H235ZM240 224H241V223H240ZM246 224H247V223H246ZM249 224H251V223H249ZM28 225H29V224H28ZM73 225H74V224H73ZM167 225H166V226L164 225V227L162 228V230L166 232V234H163V237H166L167 240L174 242L175 245H176V242H177V245H180V247H182L183 249H185V251H187V252H188L187 254L189 255V256H185V257L183 258V261H182L180 264H202L201 262H203L202 260H204V258H203V257H199V256H198L199 254L195 255V253H194L195 251H193L192 248H188L191 244H189L188 242H186L185 239H184V237L187 235V234H186L187 232H181V234H178V232H177L176 230H174L175 228L173 229V231H168V232H167V229H168V228H167V227H168ZM176 225H177V224H176ZM196 225H198V224H196ZM203 225H205V224H203ZM229 225H230V224H229ZM251 225H252V224H251ZM253 225H254V224H253ZM144 226H145V225H144ZM162 226H163V224H161L160 226H158V228L161 229ZM171 226H172V225H171ZM171 226H170V227H171ZM178 226H179V225H177V227H178ZM29 227H30V226H29ZM126 227H127V226H126ZM141 227H142V226H141ZM197 227H198V226H197ZM202 227H203V226H202ZM4 228H5V227H4ZM4 228H0V237H1V238L4 237L3 239H6V238H7V236H6V232H5V234L2 233V229H4ZM64 228H65V227H64ZM115 228H116V227H115ZM127 228H128V227H127ZM171 228H172V227H171ZM204 228H205V227H204ZM24 229H25V228H24ZM59 229H60V228H59ZM116 229H117V228H116ZM128 229H129V228H128ZM139 229H140V228H139ZM169 229H170V228H169ZM169 229H168V230H169ZM196 229H197V228H196ZM215 229H216V228H215ZM230 229H231V228H230ZM259 229H260V228H257V227L254 228V232H253V233H254V235H253L254 238H257V239H258L259 237H260V238L262 237V236H260V232L258 231ZM262 229H264V227H262ZM262 229H261V230H262ZM4 230H5V229H4ZM8 230H9V229H8ZM22 230H23V229H22ZM26 230H27V227H26ZM36 230H37V229H36ZM137 230H138V229H137ZM171 230H172V229H171ZM179 230H180V229H179ZM209 230H210V229H209ZM220 230H221V229H220ZM10 231H12V230H10ZM23 231L25 232V230H23ZM117 231H118V230H117ZM123 231H125V230H123ZM38 232H39V231H38ZM91 232H92V231H91ZM197 232H198V231H197ZM213 232H214V231H213ZM14 233H15V232H14ZM16 233H18V232H16ZM16 233H15V234H16ZM75 233H76V232H75ZM113 233H114V232H113ZM140 233H141V232H140ZM151 233H154V232H151ZM198 233H199V232H198ZM90 234H91V233H90ZM94 234H95V233H94ZM107 234H108V232H107ZM107 234H106V235H107ZM115 234H116V233H115ZM156 234H157V233H156ZM185 234H186V235H185ZM242 234H243V233H242ZM262 234H264V231H262ZM7 235H8V231H7ZM10 235H11V234H10ZM38 235H39V234H38ZM95 235H96V234H95ZM106 235H105V236H106ZM126 235H127V232H126ZM135 235H136V234H135ZM243 235H244V234H243ZM18 236H20V232H19V235H18ZM22 236L24 237V235H22ZM60 236H61V235H60ZM120 236H121V235H120ZM155 236H156V235H155ZM13 237H14V236H13ZM20 237H21V236H20ZM62 237H63V236H62ZM118 237H119V236H118ZM127 237H128V236H127ZM202 237H203V236H202ZM248 237H249V236H248ZM18 238H19V237H18ZM31 238H32V237H31ZM97 238H98V237H97ZM160 238H161V236H160ZM193 238H194V237H193ZM15 239H16V237H15ZM84 239H85V238H84ZM249 239H250V238H249ZM9 240H11V238H10ZM80 240H81V239H80ZM150 240H151V239H150ZM158 240H159V238H158ZM176 240H177V241H176ZM250 240H251V239H250ZM252 240H253V239H252ZM262 240H264V239H262ZM5 241H6V240H5ZM15 241H16V240H15ZM17 241H22V240H20V238H19V239H17ZM17 241H16V242H17ZM32 241H33V240H32ZM78 241H79V240H78ZM116 241H118V240H116ZM121 241H122V240H121ZM121 241H120V242H121ZM127 241H128V240H127ZM199 241H200V240H199ZM259 241H260V240H258V242H259ZM63 242H65V241H63ZM92 242H93V241H92ZM9 243H11V242L9 241ZM30 243H31V242H30ZM66 243H68L67 240H66ZM124 243H125V242H124ZM174 243H172V244L174 245ZM200 243H201V242H200ZM213 243H214V242H213ZM247 243L249 244V240L247 239V237H246V238L243 237L241 242H239V243H238V242H233V243H231L230 248H228V249H224L223 246H222V248H221L217 243H215L214 245L210 246L209 248H211V250H212L211 252H213V254H215V256H213V258H215V260H216V258H217V260H219V261L221 262L220 264H225V262L229 261L230 258H234V257H231V256H232V253L236 252L238 249H240V250L242 249V250L245 252L244 249H245V245H247ZM12 244H13V243H12ZM21 244H22V243H21ZM21 244H20V248H21L22 246H23V248L26 247L25 242H23V245H21ZM32 244H34V243H32ZM250 244H252V242H251ZM9 245H10V244H9ZM15 245H16V244H15ZM66 245H67V244H66ZM125 245H127V244H125ZM173 245H171V246H173ZM195 245H196V244H195ZM227 245H228V244H227ZM253 245H254V244H253ZM13 246H14V245H13ZM34 246H35V245H34ZM146 246H147V245H146ZM149 246H150V245H149ZM161 246H162V244H161ZM164 246H165V245H164ZM164 246H163V247H164ZM1 247H2V246H1ZM10 247H11V246H10ZM254 247H255V246H254ZM6 248H7V247H6ZM6 248H5V249H6ZM15 248H16V246H15ZM17 248H18V244H17ZM23 248H22V250L24 251L25 248H24V249H23ZM32 248H33V247H32ZM53 248H55V247H53ZM84 248H85V247H84ZM107 248H108V247H107ZM117 248H119V247H117ZM151 248H152V247H151ZM174 248H175V247H174ZM182 248H180V250H181ZM197 248H198V247H197ZM226 248H227V247H226ZM261 248H262V247H261ZM261 248H260V249H261ZM119 249H120V248H119ZM141 249H142V248H141ZM247 249H249V247H248ZM257 249H258V248H257ZM6 250H7V249H6ZM73 250H74V248H73ZM100 250H101V248H100ZM136 250H137V249H136ZM175 250H176V248H175ZM0 251H1V249H0ZM19 251H21V250H19V248H18V252H19ZM51 251H52V250H51ZM65 251H66V250H65ZM75 251H76V250H75ZM89 251H90V250H89ZM119 251H120V250H119ZM201 251H202V250H201ZM250 251H251V250H250ZM24 252H25V251H24ZM24 252H23V253H24ZM244 252H243V253H244ZM247 252H248V250H247ZM3 253H4V252H3ZM21 253H22V252H21ZM37 253H38V252H37ZM79 253H80V252H79ZM88 253H89V252H88ZM121 253H122V252H121ZM121 253H120V254H121ZM140 253H141V252H140ZM68 254H69V253H68ZM92 254H93V253H92ZM92 254H91V256H92ZM249 254H250V252H249ZM0 255H1V252H0ZM2 255H3V254H2ZM69 255H70V254H69ZM210 255H211V254H210ZM210 255H208V256H210ZM245 255H246V254H245ZM121 256H122V255H121ZM123 256H124V255H123ZM204 256H205V255H204ZM208 256H206V260H207V257H208ZM229 256H230V257H229ZM260 256H261V255H260ZM1 257H2V256H1ZM3 257H4V256H3ZM3 257H2V258H3ZM22 257H23V256H22ZM22 257H20V258H22ZM115 257H116V256H115ZM155 257H156V255H155ZM240 257H241V256H240ZM240 257H238V258H240ZM54 258H55V257H54ZM146 258H147V256H146ZM209 258H210V257H209ZM3 259H4V258H3ZM3 259L0 258V264H8V263H6V260H5V259L3 260ZM165 259H166V258H165ZM77 260H78V259H77ZM116 260H117V259H116ZM206 260H204V261H206ZM211 260L213 261L212 258H211ZM262 260H264V259H262ZM208 261H210V260H208ZM212 261H211V262H212ZM48 262H49V261H48ZM67 262H68V260H67ZM80 262H81V261H80ZM134 262H135V261H134ZM206 262H207V261H206ZM211 262H210V263H211ZM214 262H215V261H213V263H214ZM24 263H25V261H24L23 263H22L21 261H18V262H17V264H24ZM32 263H33V262H32ZM65 263H66V262H65ZM138 263H139V261H138ZM176 263H177V262H176ZM176 263H175V264H176ZM229 263H231V262H229ZM11 264H12V263H11ZM13 264H14V263H13ZM116 264H117V263H116ZM165 264H166V263H165ZM171 264H172V263H171ZM215 264H216V263H215Z\"/></svg>", "mask_w": 264, "mask_h": 264}]
</instances>
